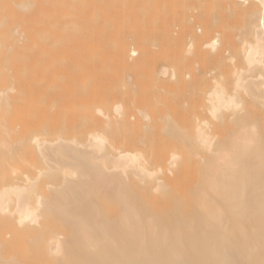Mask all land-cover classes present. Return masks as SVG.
Instances as JSON below:
<instances>
[{
	"label": "bare ground",
	"instance_id": "bare-ground-1",
	"mask_svg": "<svg viewBox=\"0 0 264 264\" xmlns=\"http://www.w3.org/2000/svg\"><path fill=\"white\" fill-rule=\"evenodd\" d=\"M245 1L0 0V264H264V0ZM161 40L165 57L202 64L195 107L152 96L141 116L131 100L104 109L124 72L148 94L167 89L148 68ZM44 109L57 136L26 143ZM177 118L195 124L184 144L200 170H180L198 179L190 193L160 176L177 154L151 140L152 122L185 131Z\"/></svg>",
	"mask_w": 264,
	"mask_h": 264
},
{
	"label": "rangeland",
	"instance_id": "rangeland-1",
	"mask_svg": "<svg viewBox=\"0 0 264 264\" xmlns=\"http://www.w3.org/2000/svg\"><path fill=\"white\" fill-rule=\"evenodd\" d=\"M250 0L245 1V6H247ZM231 9L229 8V6H226L225 8V12L229 13ZM246 11V10H245ZM244 11V12H245ZM188 19L192 22L194 26H196V30H198V26L199 24L196 23L195 20V16L194 15H190L188 16ZM179 26H176L175 29V33L177 32V30H179ZM200 31V30H199ZM23 38V37H21ZM191 39V36L189 35L186 39L187 42H189ZM25 39H19L18 41H14L13 42V46H17V45H23L25 44ZM216 44L218 45L221 42V36H217L216 38ZM163 42V43H162ZM129 44H130V48L133 49V47H135V40L133 39L132 36L129 37ZM176 44L174 42V40H172L171 42L168 43L167 48L171 51H174ZM163 47H165V43L164 41H156L152 44V49L156 52L154 59L148 64V68L149 69H153L154 68V72H160V77L162 80H170V84L167 86V89H159L158 87H154L153 86V90L150 91V94H148L149 92H146L145 90H143V85L141 84V81H137L136 80V76L134 77L133 74H131V72H124V79H125V85L123 86L122 92L123 97L122 96H118V95H114V96H108L109 99V105L108 106H104V109L109 107L111 109H114V107L116 106L117 103H123L122 105L127 107L128 103H130L131 101V105L130 106H134L137 108V110L139 111V109H143L146 111H150L152 110L151 104H150V100L149 98H151V100L153 99V101H156V97L159 96L158 98L161 99V103H158L157 105L162 108L165 109V107L167 105L169 106H173L175 104V102L177 100H185L186 102V107L189 109H192L195 107V103L197 101V98L200 96L199 94V88L195 87L197 83V76L200 74L199 72L202 71L199 67L202 65L201 63H194L196 64V66L194 65V68H188V67H184V64H187L188 62V58L190 57V62H191V58L194 56L192 53H186V54H182V55H178L176 54V57L173 58H169V57H165L162 52ZM13 53V51H12ZM136 55H132L129 60L133 61L135 59ZM201 64V65H200ZM200 65V66H199ZM146 67V66H145ZM196 67V68H195ZM167 68V70H166ZM175 72V75L173 76V73ZM131 76V77H130ZM133 77V78H132ZM133 87V88H132ZM161 88V87H160ZM166 88V87H163ZM67 89L68 87L62 89L61 97L62 98H67L68 97V93H67ZM136 89V90H135ZM170 89V90H169ZM131 90V91H130ZM157 90L159 91V94L157 92ZM161 90V93H160ZM163 90V91H162ZM133 91V92H132ZM136 95H135V92ZM156 91V93L154 92ZM18 92V87H13V91L12 93H17ZM129 92V93H128ZM130 92L133 93V97L132 98V94L130 95ZM147 93V95H146ZM55 96H57V91H55ZM156 94V95H154ZM144 95V96H143ZM60 96V95H59ZM60 98V97H59ZM147 98V99H146ZM54 99V98H53ZM135 99V101L133 100ZM146 99V100H145ZM131 100V101H130ZM65 100L63 99V104H65ZM134 102V104H132ZM53 107H54V103H53ZM37 108V107H34ZM33 107L30 108V110L32 111ZM54 109V108H53ZM35 111V114H33L34 116L32 117V121L31 123L37 122L38 123L34 124L31 127V131L29 132L30 134L26 135V138L24 139L26 143H31L30 142V137L32 136V133H39V137L40 138H44V137H48V138H54L57 136V132L58 130H56V126L59 125V123L57 122V120H55L53 117H51V115H47L46 113V109H44V111ZM52 113H54V110H52ZM137 113V112H136ZM140 111L137 113L139 116H141V114H139ZM51 117V118H50ZM178 122V127H182L184 128L185 131H182L178 128L176 129H171V125H170V121H158L156 122H152L151 125H149V128L152 129L153 131V139H151L150 137H148V139H151L154 144H153V151L158 153V152H166L167 157L170 156V154L172 153L171 151H174L177 155H176V159H175V165L172 168V171L167 170L166 168L164 169L163 172H160V176H168V178L166 179V183L169 184L170 188L173 189V185L175 184V182H177L179 185L184 187V190L182 188H180L183 191H186V193H190L194 188L196 183L198 182V179L196 178L195 174L192 172L190 173L189 171L187 172H181V169H185L183 167L186 166V161L191 160V164L188 167H191L190 170L192 169V171L194 169H198L200 170V165L199 163L196 161V157L194 150L186 144H184L185 142V135L188 134V132L190 134L195 133V124L193 120H183L181 118H177L176 119ZM175 120V121H176ZM213 121H216L214 118H210V123L208 124H203L204 127H206V129H209V127L207 128V126H211L213 127L212 123ZM156 123V124H154ZM165 123V124H164ZM63 124L65 126L69 127L70 132H68V134H66L67 137H72L74 134L72 132L73 127L75 126V122L74 121H66L63 122ZM212 124V125H209ZM20 124H16V129H21L19 128ZM103 125V124H102ZM21 126V125H20ZM154 126V127H153ZM163 126V128L161 127ZM18 127V128H17ZM44 127H46L47 129H49V133L47 135L42 133V129H44ZM153 127V128H151ZM159 127H161L160 129H158ZM169 127V129L171 130L169 133H167L165 130ZM156 128V129H155ZM165 131L163 132L162 131ZM156 130V131H155ZM211 130V128L209 129ZM160 131V133H159ZM32 132V133H31ZM114 132V131H111ZM183 132V133H182ZM187 132V134L185 133ZM222 134V132L220 133ZM139 135V133L137 134ZM131 136L136 138V134H132ZM219 136V135H218ZM120 135L118 133V136L112 137V139H114V141H118ZM129 136L123 137L124 139H128ZM122 138V137H121ZM11 141H16V143L14 144L15 148L17 146V141L19 139V136H17L16 134L11 135V137L9 138ZM147 139V138H145ZM32 149H34V145L32 144L31 146ZM17 149H19V147H17ZM31 150V149H29ZM201 151V149H198ZM33 151V150H31ZM35 151V150H34ZM189 151H192L193 153H189ZM21 152H23V149H21ZM149 154V150L146 152V155ZM194 154V156H193ZM20 166H24V165H20ZM25 168V167H24ZM24 170V169H23ZM19 172H15L12 174V176H16V179L22 177V173H20L22 176H17ZM33 172L30 173V176H33ZM177 176V177H176ZM176 177V180L174 181ZM179 177V182L177 181V178ZM186 197H189V195H186Z\"/></svg>",
	"mask_w": 264,
	"mask_h": 264
}]
</instances>
